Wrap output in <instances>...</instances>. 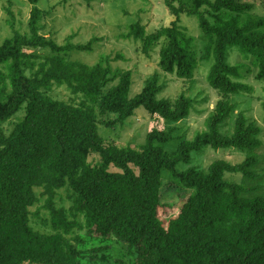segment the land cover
Masks as SVG:
<instances>
[{
	"label": "trees",
	"instance_id": "1",
	"mask_svg": "<svg viewBox=\"0 0 264 264\" xmlns=\"http://www.w3.org/2000/svg\"><path fill=\"white\" fill-rule=\"evenodd\" d=\"M29 1L30 33L15 29L0 45V264H85V259L104 264L109 241L126 244L133 264H264V196H247L245 186L226 178L229 172L254 174L261 128L240 112L233 133L221 131L234 111L232 95L252 90L240 80L243 65L229 61V48L237 46L252 56L257 77L264 79V14H249L256 1L264 5V0H164L176 17L170 25L149 33L135 22L123 34L141 38L146 54L165 39L161 69L187 78L194 77L199 59L181 15L197 16L207 38L201 60L214 58L208 79L221 98L207 129L182 140L173 151L160 144L174 138V128L150 131L138 147L107 143L98 130L96 108L117 114L108 124L125 120L140 105L179 120L189 113L193 98L184 93L175 99L158 98V72L131 96L132 71L113 72L109 55L95 64L68 59L65 53L72 49H92L93 39L76 45L70 41L74 34L64 44L49 38L39 26V0ZM38 47L52 52L28 50ZM55 83L83 94L90 104L50 96L46 92ZM25 103L24 119L6 134L3 124ZM207 144L246 149L247 156L239 163L216 159L207 170L178 169ZM94 153L99 154L97 160L90 159ZM164 170L172 178L170 189L189 190L175 215L163 201ZM65 186L72 192L69 209L56 202ZM35 187H42L46 196L52 233L31 224V206L39 201ZM75 229L108 244L88 248L82 245L83 236L72 235Z\"/></svg>",
	"mask_w": 264,
	"mask_h": 264
},
{
	"label": "rangeland",
	"instance_id": "2",
	"mask_svg": "<svg viewBox=\"0 0 264 264\" xmlns=\"http://www.w3.org/2000/svg\"><path fill=\"white\" fill-rule=\"evenodd\" d=\"M36 5L42 11L39 21L41 33L49 38L64 44L70 39L69 36L74 34L70 41L76 45L87 44L93 39L92 49H72L65 53L68 59L95 64L103 55H109L112 58L113 72L118 69L132 71L131 96L140 92L147 79L158 72L162 85L158 98L175 99L183 93L193 98V105L189 113L179 120L152 114L145 106L140 105L135 109L134 114L125 120L108 124L115 121L117 114H103L97 107L98 130L107 143L138 147L146 142L150 131L154 129L168 131L174 128V138L160 144L166 150L173 151L182 140L193 139L198 132L207 129V120L213 114L216 102L221 98V95L208 79L214 58L201 60L207 38L199 26L197 16L183 13L180 21L186 32L194 38V50L199 59L194 70V77L187 78L179 76L177 72H166L161 69L159 65L160 50L165 45V39L156 43L150 53L146 54L142 49L141 38L123 37V34L128 33L131 25L135 22L145 25L149 33L162 26L170 25L176 17L166 7L164 0H39ZM32 6L33 4L29 0H0V45L6 38L14 35L15 29H19L22 33H30L29 20ZM249 14H264L262 2L256 1L254 9ZM246 16L247 14L244 15V17ZM28 50L46 54L52 52L48 47L29 48ZM228 59L233 64L243 65L240 80L250 84L252 90L232 95L234 111L221 125V131L224 134L233 133L235 119L240 112H243L248 119L254 120L255 124L261 128L259 137L262 140V146L257 149L260 161L253 166L254 174L252 176L244 175L241 172H229L226 174V178L245 186L247 188L245 195L247 196H264V79L257 77L258 67L255 65L254 58L244 55L237 46L229 48ZM117 82L118 79L112 81L109 86ZM46 93L69 103L90 104L83 94L73 93L66 85L55 83ZM26 112L25 103L21 110L3 124L6 134L11 132L15 124L24 119ZM246 156V149L237 147L216 149L207 144L201 151H193L190 160L180 162L177 167L183 170L190 166H196L207 170L216 159L239 163ZM98 158L99 154L96 153L90 157L91 160ZM163 176L165 179L162 191L163 201L171 205L170 215H175L189 190L170 189V179H172L170 173L164 170ZM35 191L39 201L31 206V224L36 230L52 233L50 214L44 207L46 196L42 193L43 188L35 187ZM71 194L69 186L61 188L56 197L57 205L69 209L73 205ZM72 235L83 236L84 244L82 245L88 248L111 244L109 250L106 251L109 259L104 264H133V255L126 244L116 241L107 243L101 239H92L86 235L85 231L79 229H75ZM84 263L91 264L89 259H85Z\"/></svg>",
	"mask_w": 264,
	"mask_h": 264
}]
</instances>
